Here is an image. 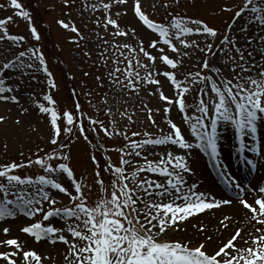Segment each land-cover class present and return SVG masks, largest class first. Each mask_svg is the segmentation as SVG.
<instances>
[{"label": "snow or ice", "instance_id": "obj_1", "mask_svg": "<svg viewBox=\"0 0 264 264\" xmlns=\"http://www.w3.org/2000/svg\"><path fill=\"white\" fill-rule=\"evenodd\" d=\"M73 2L62 0L64 6ZM161 6L167 14L157 20L144 10L142 0H82L81 5L82 13L94 15L97 28L104 30L96 33L103 45L98 59L110 85L129 98L145 92L156 99L154 105L142 101L140 109L158 129L153 133L132 131L129 124L122 130L114 118L106 126L83 111L75 89L73 105L61 108L52 94L58 85L40 48L41 33L30 9L21 0L0 3V8L13 9L27 22L28 36L35 41L26 46L28 37L9 31L13 16L0 17V102L18 105L26 113L21 95L25 78L36 80L34 73H43L45 89L39 98L31 92L29 99L48 118L50 145L38 146L27 158L21 153L19 161L0 163V223L22 214L28 222L20 232L36 243H62L63 264H264V175L243 184L223 171L218 144L220 130L230 125L239 151L247 147L264 159V143L258 140V127L264 123V0L223 4L220 12L231 13L223 31L203 18L175 11L179 0H164ZM170 8L173 11H167ZM57 23L76 33L70 37L73 42L84 38L71 13L67 21L61 18ZM192 36L202 37V43ZM195 52L203 55L192 64L194 70L184 69V61H191ZM84 54L91 56L90 51ZM6 73H12L11 79ZM96 79L103 85L101 76ZM173 110L181 117L179 123ZM135 111L125 108L119 115L133 122ZM104 112L113 116L110 107ZM5 120L0 115V122ZM76 131L89 144L95 133L98 143L92 148L104 155L101 164L95 151L88 153L91 172L77 171L72 164L69 144L77 139ZM101 133L122 137L123 143L108 148L99 143ZM194 149L215 162L232 190L230 198L200 190L199 180L189 181L195 172ZM109 151L118 153L117 162ZM247 164L259 168L255 159ZM33 167L36 172L23 171ZM234 204L240 215L222 213L216 218L213 233L218 239L212 247L203 221L192 225L204 237L201 240L168 235L187 232L181 225L205 210ZM0 232L7 237L10 227L2 226ZM0 246L7 249L0 251L4 264H57L50 254L28 247L27 240L17 236L0 239Z\"/></svg>", "mask_w": 264, "mask_h": 264}, {"label": "rangeland", "instance_id": "obj_2", "mask_svg": "<svg viewBox=\"0 0 264 264\" xmlns=\"http://www.w3.org/2000/svg\"><path fill=\"white\" fill-rule=\"evenodd\" d=\"M3 2L4 0H0V3ZM89 2H93V0H89ZM142 2L144 10L152 18L162 20L167 14L165 8L161 6L164 3V0H142ZM21 3L26 8L30 9L34 23L36 24L38 31L41 33L39 45L45 55L48 67L53 73L58 85L57 89L53 90L52 94L61 108L65 105H68L69 107L73 105V91H70L69 88L74 87L77 94L76 98L81 102L80 104L84 112L88 115L97 117L103 121L106 126L109 124V120L114 118L122 130L125 124H129L132 131H143L144 129H148L153 133H158V129L153 128L148 123L144 112L140 110L142 108V101L151 100V104L154 105L157 103L156 99L148 97L145 92H141L139 97L129 98L126 92H122L119 87L110 85L105 74L106 68L98 59V54L103 48V45L96 33L103 32L104 30L102 28H97L94 23L96 18L94 15H91L89 12L82 13V0H74L70 6H64L62 0H21ZM225 3L235 4L238 3V0H179V8H176L175 11L203 18L210 25L217 26L223 31L224 19L231 15V13L228 12H220L221 6ZM153 7L155 8V11H153ZM167 11H173V9L170 8ZM69 13H71V20L76 23L84 37L77 42H73L70 39V37L75 36L76 33L64 29L57 23V20L61 18L67 21L69 19ZM6 15L13 16V21L7 25L10 32L24 34L28 37L26 40V46L35 43V41L28 36V25L23 18L16 15L11 8H0V17ZM104 38L111 40L110 36H105ZM190 38L197 39L198 42L201 43L203 39L202 37L197 36H192ZM218 42L219 37L217 38V43ZM97 45L100 46L98 47ZM13 51H15V49H13ZM85 51H90L91 56H85ZM3 52L4 48L3 46H0V54ZM105 55H107V53H105ZM202 55L203 53L195 52L192 55L191 61L187 59L184 61V69L194 70L192 64ZM85 73H87V75H85ZM5 75H8L11 79L12 73H6ZM34 75H36V80H31L30 76L25 78V90L21 94L22 106L28 108L26 113L20 112L18 105L0 102V115L6 117L4 122H0V151L8 152L11 156H20V154L23 153V156L27 158L30 153H35L38 146L45 149L50 147L48 142V118L39 113L36 106L32 104L29 99V95L33 91L37 94V98H39V94L45 89V76L43 73H34ZM97 76H101L103 85H101L100 81L96 79ZM187 102L190 106L192 105L193 93L188 94ZM105 107H110L113 110V116L111 118L104 112ZM125 108L129 111L132 109L136 110L133 116V122L121 119L119 113ZM189 111H194V109L190 107ZM171 115L178 123L180 122L181 117L175 110L172 111ZM17 117H19L20 120L19 124L16 123ZM156 119L159 123L160 117L157 116ZM161 128L166 130V125H161ZM220 133V139L235 135L234 130L230 125H226L224 129L220 130ZM94 134L95 133H92L89 139L92 140L94 136V142H97ZM185 134L186 136L188 135L187 132H185ZM258 134L264 135V123L259 125ZM74 135L77 139L69 144V148L72 156V164L76 167L77 171L87 168L88 171L91 172L92 165L88 160V153L93 151H95L96 155L100 158L101 164L104 163V156L101 155L100 151L93 149L92 144L84 141V139L80 137L78 131L74 132ZM100 136L102 139L99 140V143L101 142L108 148H111L113 145L119 146L123 143L122 137L119 136L108 138L105 137L103 133H101ZM261 138L262 136H260V139ZM237 146H239V142L236 147ZM157 152H159V149H157ZM196 152H200L201 156L205 157L207 160V163H204V161L201 160L203 165L206 164L204 166L208 167L209 170H211L210 168L212 167H214V171L217 170L214 166L215 162L206 153L194 149L192 154ZM109 156L114 162H117V152L109 151ZM194 156L195 154L191 156V158ZM231 157L235 158V156ZM149 158L151 159L153 157L150 156ZM3 160L4 159L0 157V163H3ZM16 160L19 161V159ZM192 164L197 168L195 163ZM245 166L247 165L243 163L240 167L243 169ZM23 171L36 172V168H26ZM104 179L107 182L109 179L108 174L105 173ZM212 179L215 180V182L219 181L218 177L215 175H212ZM247 179L248 178H246L245 182H247ZM196 180L197 179H191V181ZM89 182H91V179ZM65 203H67L66 199ZM26 222L28 221L22 214L17 218H8L4 220L0 223V227L5 225L9 226L10 232L7 234V237L0 232V239L17 236L21 240H27L28 247L36 248L42 253H48L55 258L57 264H63L61 253L65 251L64 245L62 243H56L53 245L46 241L40 243L34 242L32 237L26 236L19 230ZM55 223L59 225L60 221L56 220ZM169 234L170 233H168V235ZM225 235H227V233H225ZM3 250L7 249L0 246V251ZM0 264H4V261L0 260Z\"/></svg>", "mask_w": 264, "mask_h": 264}, {"label": "bare ground", "instance_id": "obj_3", "mask_svg": "<svg viewBox=\"0 0 264 264\" xmlns=\"http://www.w3.org/2000/svg\"><path fill=\"white\" fill-rule=\"evenodd\" d=\"M260 136L262 138L264 135L258 134V140L261 143H264V138L260 139ZM250 140V137L247 138ZM219 160L222 167V170L225 172L230 173L231 176L236 177L239 181H241L243 184H248L249 181H252L254 177H260L261 175H264V159H261L260 155H257L256 153H251L248 151H244V153H247V157L244 159V161L240 162L236 159V145L238 141L235 139V135L223 137L219 141ZM223 152V154H222ZM233 152V153H232ZM195 156L192 159V163H195L197 168H195L192 164V167L196 170L194 175H189L188 179L191 181V179H197L201 181L202 183L199 184L200 190H206L211 193H214L218 197H222L227 195L229 198L231 197V192L225 184L224 181L220 178L217 171H214V167L210 168L203 165L202 161L204 163H207V160L205 157L201 156L200 152L194 153ZM192 154V156L194 155ZM222 154V155H221ZM230 154V155H229ZM200 155V156H199ZM227 156V157H226ZM231 156H235V158H232ZM202 157V158H201ZM196 159V160H195ZM249 159H255L258 162L259 168L257 170L251 169V166L247 164V160ZM195 160V161H194ZM245 163L247 166L245 168L241 169V165ZM204 166V167H203ZM219 179V181L215 182V180L212 179V175H216ZM203 176V177H202ZM201 178V179H198ZM204 178V179H202ZM247 179V182L245 180ZM240 207L236 204L232 206H221L218 209H212V210H205L201 214H197L193 218H189L184 224H182V227L187 228V232H179V233H173L169 232V236H183L185 238H191L194 241L201 240L204 237L197 234L196 229L192 227L193 224H195L197 221H203L208 226V235L212 236V241H209L208 247L213 246L217 241V236L213 233V227L216 224V218L219 217L222 213L223 214H233V215H240ZM199 238V239H198Z\"/></svg>", "mask_w": 264, "mask_h": 264}, {"label": "trees", "instance_id": "obj_4", "mask_svg": "<svg viewBox=\"0 0 264 264\" xmlns=\"http://www.w3.org/2000/svg\"><path fill=\"white\" fill-rule=\"evenodd\" d=\"M0 157H4V160L6 158V160H13L14 157L10 156L9 154H7L6 152L0 151Z\"/></svg>", "mask_w": 264, "mask_h": 264}]
</instances>
